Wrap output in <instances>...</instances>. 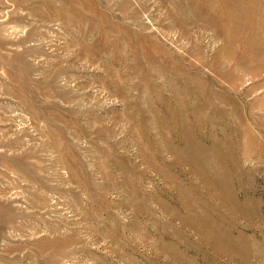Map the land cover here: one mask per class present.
Masks as SVG:
<instances>
[{
	"label": "rangeland",
	"instance_id": "1",
	"mask_svg": "<svg viewBox=\"0 0 264 264\" xmlns=\"http://www.w3.org/2000/svg\"><path fill=\"white\" fill-rule=\"evenodd\" d=\"M0 264H264V0H0Z\"/></svg>",
	"mask_w": 264,
	"mask_h": 264
}]
</instances>
